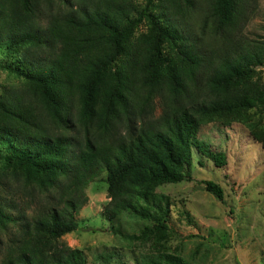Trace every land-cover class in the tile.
I'll use <instances>...</instances> for the list:
<instances>
[{
	"label": "trees",
	"instance_id": "1",
	"mask_svg": "<svg viewBox=\"0 0 264 264\" xmlns=\"http://www.w3.org/2000/svg\"><path fill=\"white\" fill-rule=\"evenodd\" d=\"M258 2L0 0V68L18 78L0 91V264H88L61 238L103 173L105 219L131 212L168 238L157 188L190 180L194 153L227 163L206 123H244L264 150V35L244 32Z\"/></svg>",
	"mask_w": 264,
	"mask_h": 264
},
{
	"label": "rangeland",
	"instance_id": "2",
	"mask_svg": "<svg viewBox=\"0 0 264 264\" xmlns=\"http://www.w3.org/2000/svg\"><path fill=\"white\" fill-rule=\"evenodd\" d=\"M258 3V11L244 30L250 38L264 35V0ZM257 74L264 81V65L258 67ZM17 79L0 68V91L6 85L17 83ZM160 112L159 108L157 113ZM260 112L254 113L255 119ZM262 115L259 125L264 128ZM199 137L209 144V149L223 151L227 163L219 167L211 159L194 153L190 180L157 188V192L170 198L168 238L144 235L145 227H153L154 222L131 212H123L114 223L106 220L102 212L109 198L103 173L86 189L89 199L78 215V228L61 240L83 250L88 264H163V253L180 254L196 264H264L261 142L253 137L247 125L238 121L231 126L206 123ZM207 180L222 186L223 200L206 190ZM2 249L0 244V260Z\"/></svg>",
	"mask_w": 264,
	"mask_h": 264
}]
</instances>
